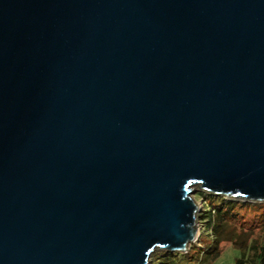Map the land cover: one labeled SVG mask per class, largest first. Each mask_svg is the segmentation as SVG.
Wrapping results in <instances>:
<instances>
[{
	"label": "water",
	"instance_id": "95a60500",
	"mask_svg": "<svg viewBox=\"0 0 264 264\" xmlns=\"http://www.w3.org/2000/svg\"><path fill=\"white\" fill-rule=\"evenodd\" d=\"M264 204V0H0V264H149L191 194Z\"/></svg>",
	"mask_w": 264,
	"mask_h": 264
},
{
	"label": "trees",
	"instance_id": "16d2710c",
	"mask_svg": "<svg viewBox=\"0 0 264 264\" xmlns=\"http://www.w3.org/2000/svg\"><path fill=\"white\" fill-rule=\"evenodd\" d=\"M203 195L206 209L199 218L211 241L207 247H203L201 253L205 258L202 260H217L222 244L227 243L240 252L235 264H264V204L228 201L219 196ZM191 252L192 249L185 256L189 257ZM163 254L167 258L177 255L167 252Z\"/></svg>",
	"mask_w": 264,
	"mask_h": 264
},
{
	"label": "rangeland",
	"instance_id": "374dc122",
	"mask_svg": "<svg viewBox=\"0 0 264 264\" xmlns=\"http://www.w3.org/2000/svg\"><path fill=\"white\" fill-rule=\"evenodd\" d=\"M191 198L201 206V211L198 213L197 218V227L199 231V236L197 241L192 244V252L188 256L185 254L176 253V257H168L165 256L162 251L154 253L150 258L149 264H235V260L239 258L240 252L238 249L232 247L230 244L224 243L222 244V249L220 256L215 261H203L205 258L201 253L203 251V247H207L211 241L208 232L204 228V224L201 223L199 215L204 212L206 209L205 205V195L202 192L196 191L191 194ZM194 248V249H193ZM196 248V249H195ZM188 253V252H187ZM192 258V259H191ZM153 259V262H152Z\"/></svg>",
	"mask_w": 264,
	"mask_h": 264
}]
</instances>
